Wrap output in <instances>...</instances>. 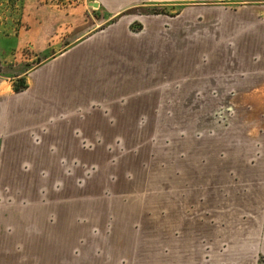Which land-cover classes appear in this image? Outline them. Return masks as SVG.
<instances>
[{"label": "crops", "instance_id": "obj_1", "mask_svg": "<svg viewBox=\"0 0 264 264\" xmlns=\"http://www.w3.org/2000/svg\"><path fill=\"white\" fill-rule=\"evenodd\" d=\"M179 5L200 7L181 9L176 60L179 27L152 8ZM21 13L26 27L15 40L0 37V264H83L95 199L78 188L113 147L123 155L128 131L151 115L161 119L157 129L168 127L162 121L179 96L253 105L232 100L213 152L204 144L168 160L156 177L166 179V198L156 182L150 191L160 195L151 206L167 216L146 224L149 243L138 249L174 242L183 260L173 264H189L191 252L198 264H256L264 253V0H84L63 10L24 0Z\"/></svg>", "mask_w": 264, "mask_h": 264}, {"label": "rangeland", "instance_id": "obj_2", "mask_svg": "<svg viewBox=\"0 0 264 264\" xmlns=\"http://www.w3.org/2000/svg\"><path fill=\"white\" fill-rule=\"evenodd\" d=\"M23 4L24 0H0V37H13L11 39L15 40L18 28L26 27L21 18ZM199 7L179 5L152 8L155 14L169 17L175 21L176 27H179L177 31L175 30L173 39L176 48H178L176 60L182 59L181 46L185 33L181 9L196 10ZM21 53V56H24L28 51ZM28 56L30 57V53ZM13 59L12 54L5 58L8 62ZM5 60L1 58L2 62L7 63ZM36 62L37 59L32 58L30 64ZM232 100L238 101L239 104L243 103L245 106L253 105L252 99L246 98L176 97L173 113H170L162 121V126L168 127L157 129L161 125V119L157 115H151L143 128L128 131V145L123 147L125 148L123 155L118 157L119 149L113 147L111 161L96 163L98 166L95 168L94 177L89 181L85 180L84 184L78 188L80 193L85 194L93 189V198L95 199L93 213L90 216V226L85 232V234H89L87 236L89 241L81 253L84 257L79 256L83 264H104L106 262H110V264H173L183 260L182 250L178 249L174 242L169 244L170 247L172 245V249L169 250L166 249V242V245L160 246L159 251L146 248L138 249L140 245L149 243L146 242V237L149 236L150 226L146 224L156 216L162 219L167 216L166 209H162V207L157 209L151 206L153 197L161 195L166 198L167 195L166 179H159V183H157L156 177L162 173V170H166L168 160H172L173 156L184 153L199 154L203 152L201 146L204 144L207 152L210 149L213 152V147L208 149V146L213 144L209 141H213L214 132H216L214 130L220 131L222 125H230L235 111ZM198 106L204 112L195 113L193 110ZM256 109L258 108L256 107ZM239 117L247 118L249 115L242 113ZM230 131L226 130L225 132L229 133ZM68 181L74 182L73 179H63V185L68 189H74V184H69ZM153 182H156L155 185L160 187V195H157V192L154 195L150 193ZM121 201L125 202L122 204ZM189 213L190 211H188ZM56 214L57 217L58 214L59 217L62 216H60L59 210ZM120 222L121 225H119ZM123 222L126 225L129 222L130 224L128 227H122ZM79 227L81 228V226ZM134 227H137L138 230L135 231ZM133 230L140 233L138 238L129 234L133 233L134 235ZM69 232L64 230V233ZM142 232L144 233L142 234ZM163 237L167 240L166 233ZM63 262L67 264V258L63 259ZM188 262L189 264H198L199 258L191 252ZM256 264H264L263 252L260 253Z\"/></svg>", "mask_w": 264, "mask_h": 264}, {"label": "built area", "instance_id": "obj_3", "mask_svg": "<svg viewBox=\"0 0 264 264\" xmlns=\"http://www.w3.org/2000/svg\"><path fill=\"white\" fill-rule=\"evenodd\" d=\"M39 3L50 9L63 10L81 5L84 0H38Z\"/></svg>", "mask_w": 264, "mask_h": 264}, {"label": "trees", "instance_id": "obj_4", "mask_svg": "<svg viewBox=\"0 0 264 264\" xmlns=\"http://www.w3.org/2000/svg\"><path fill=\"white\" fill-rule=\"evenodd\" d=\"M19 83H20L19 86L15 88L16 92L21 91V90H23L25 88V86L21 83V80H20Z\"/></svg>", "mask_w": 264, "mask_h": 264}]
</instances>
